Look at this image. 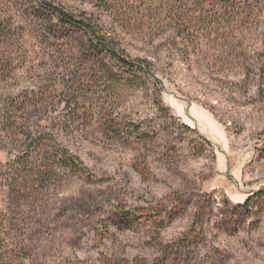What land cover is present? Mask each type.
I'll return each mask as SVG.
<instances>
[{
	"label": "rangeland",
	"instance_id": "rangeland-1",
	"mask_svg": "<svg viewBox=\"0 0 264 264\" xmlns=\"http://www.w3.org/2000/svg\"><path fill=\"white\" fill-rule=\"evenodd\" d=\"M53 1L153 77L112 81L91 37L0 0V264H264V0Z\"/></svg>",
	"mask_w": 264,
	"mask_h": 264
},
{
	"label": "trees",
	"instance_id": "trees-1",
	"mask_svg": "<svg viewBox=\"0 0 264 264\" xmlns=\"http://www.w3.org/2000/svg\"><path fill=\"white\" fill-rule=\"evenodd\" d=\"M35 2L39 7L45 6L44 11L46 15L56 17L60 19L63 23L75 27L81 32L85 33L86 36L91 37L95 44L98 45L97 48L105 54V56L109 59L112 64L118 65L120 68L127 71L128 74L121 75L116 74L109 68L106 69V74L112 81L116 83L134 85L143 77H153L152 68L146 62L142 60H131L124 58L123 52L117 48L115 40L111 38V36L108 37V33L106 32V30L99 26L98 23L96 24L91 19L85 17L75 18L70 16L64 11L61 5L56 4L53 0H35ZM104 4L105 11L108 12L109 17L112 18H116L117 16L122 14L125 10V7H127V5L121 0H105ZM48 31L52 35L56 34V32H53V30H51L50 28ZM44 140H47L48 143H51L48 136H43L39 138L28 137L25 147L27 152L24 156L17 160L18 165L24 166L27 161L30 162V160H33L36 154H40L46 145L44 143ZM50 149L54 152L52 159L55 156V159L60 157V159L62 160L60 166H65L68 169L80 168L83 172L87 173L86 168H84V165L77 157L64 151L57 152L56 150H54L53 147H51ZM25 170L27 172L26 166H24L23 171L20 172L16 170V172L18 175H20L23 174ZM43 170H47L48 172L44 174ZM32 174L36 176V182L40 183L42 180L44 181L46 179H51L54 174V171L52 170V168L49 167V169H42L38 172L31 170L30 175ZM21 177H23V175H21ZM23 179V181H26L27 178L25 177ZM252 200V197H250L247 201L244 202L242 206H238L237 209L240 210V212L247 213L249 211ZM6 254L7 253L0 254V263H2L3 258L6 256Z\"/></svg>",
	"mask_w": 264,
	"mask_h": 264
}]
</instances>
